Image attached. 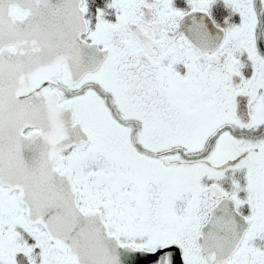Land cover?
Segmentation results:
<instances>
[{
  "label": "snow or ice",
  "instance_id": "snow-or-ice-1",
  "mask_svg": "<svg viewBox=\"0 0 264 264\" xmlns=\"http://www.w3.org/2000/svg\"><path fill=\"white\" fill-rule=\"evenodd\" d=\"M0 264H264V0H0Z\"/></svg>",
  "mask_w": 264,
  "mask_h": 264
}]
</instances>
